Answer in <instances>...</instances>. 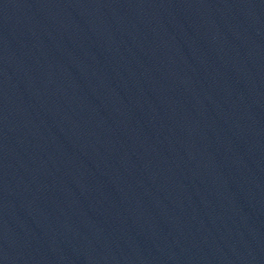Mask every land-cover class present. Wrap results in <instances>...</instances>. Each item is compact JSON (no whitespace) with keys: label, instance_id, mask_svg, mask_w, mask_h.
Instances as JSON below:
<instances>
[{"label":"water","instance_id":"obj_1","mask_svg":"<svg viewBox=\"0 0 264 264\" xmlns=\"http://www.w3.org/2000/svg\"><path fill=\"white\" fill-rule=\"evenodd\" d=\"M0 264H264V0H0Z\"/></svg>","mask_w":264,"mask_h":264}]
</instances>
